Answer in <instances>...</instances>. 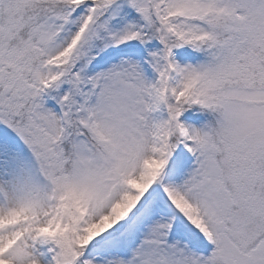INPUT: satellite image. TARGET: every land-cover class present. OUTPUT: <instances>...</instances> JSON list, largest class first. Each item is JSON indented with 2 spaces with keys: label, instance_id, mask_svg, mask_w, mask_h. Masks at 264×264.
Returning a JSON list of instances; mask_svg holds the SVG:
<instances>
[{
  "label": "snow or ice",
  "instance_id": "snow-or-ice-1",
  "mask_svg": "<svg viewBox=\"0 0 264 264\" xmlns=\"http://www.w3.org/2000/svg\"><path fill=\"white\" fill-rule=\"evenodd\" d=\"M0 264H264V0H0Z\"/></svg>",
  "mask_w": 264,
  "mask_h": 264
}]
</instances>
